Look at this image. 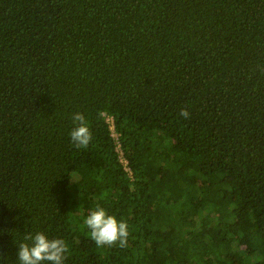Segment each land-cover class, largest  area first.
Returning <instances> with one entry per match:
<instances>
[{
	"label": "trees",
	"instance_id": "1",
	"mask_svg": "<svg viewBox=\"0 0 264 264\" xmlns=\"http://www.w3.org/2000/svg\"><path fill=\"white\" fill-rule=\"evenodd\" d=\"M26 232L65 264H264V0H0V264Z\"/></svg>",
	"mask_w": 264,
	"mask_h": 264
},
{
	"label": "clouds",
	"instance_id": "2",
	"mask_svg": "<svg viewBox=\"0 0 264 264\" xmlns=\"http://www.w3.org/2000/svg\"><path fill=\"white\" fill-rule=\"evenodd\" d=\"M180 116L187 119L190 113L182 109ZM75 127L69 133L71 141L77 148H86L92 133L82 112L77 111L72 116ZM84 225L90 230V238L98 247L128 246V224L97 205L90 209ZM18 245V264H65L68 245L62 238H49L44 232H26Z\"/></svg>",
	"mask_w": 264,
	"mask_h": 264
},
{
	"label": "built area",
	"instance_id": "3",
	"mask_svg": "<svg viewBox=\"0 0 264 264\" xmlns=\"http://www.w3.org/2000/svg\"><path fill=\"white\" fill-rule=\"evenodd\" d=\"M109 121H112V119H109ZM111 130H112V135L115 137V139H117L118 135L114 132V128L112 126V123H111ZM118 154H119V158L121 159V161L125 164L126 163V160L124 159L123 155H122V151L120 149V145L119 143L117 144V148H116Z\"/></svg>",
	"mask_w": 264,
	"mask_h": 264
}]
</instances>
